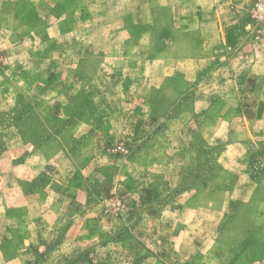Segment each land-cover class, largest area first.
I'll return each mask as SVG.
<instances>
[{
	"label": "rangeland",
	"instance_id": "374dc122",
	"mask_svg": "<svg viewBox=\"0 0 264 264\" xmlns=\"http://www.w3.org/2000/svg\"><path fill=\"white\" fill-rule=\"evenodd\" d=\"M257 0H0V264H264Z\"/></svg>",
	"mask_w": 264,
	"mask_h": 264
},
{
	"label": "built area",
	"instance_id": "2783aa9c",
	"mask_svg": "<svg viewBox=\"0 0 264 264\" xmlns=\"http://www.w3.org/2000/svg\"><path fill=\"white\" fill-rule=\"evenodd\" d=\"M252 19L264 29V0H257L252 7Z\"/></svg>",
	"mask_w": 264,
	"mask_h": 264
}]
</instances>
